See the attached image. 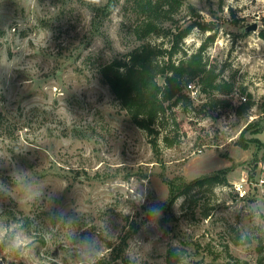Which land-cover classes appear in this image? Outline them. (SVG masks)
Wrapping results in <instances>:
<instances>
[{"label": "rangeland", "instance_id": "374dc122", "mask_svg": "<svg viewBox=\"0 0 264 264\" xmlns=\"http://www.w3.org/2000/svg\"><path fill=\"white\" fill-rule=\"evenodd\" d=\"M179 1L165 47L176 25L213 23L183 47L215 34L206 58L233 89L191 85L196 109L156 152L99 71L139 42L129 0H0V264H167L169 248L264 264V0Z\"/></svg>", "mask_w": 264, "mask_h": 264}, {"label": "trees", "instance_id": "16d2710c", "mask_svg": "<svg viewBox=\"0 0 264 264\" xmlns=\"http://www.w3.org/2000/svg\"><path fill=\"white\" fill-rule=\"evenodd\" d=\"M129 3V11L133 15L131 34L139 42L126 53L101 62L99 71L133 123L152 136L157 152V141L163 130L167 146L176 142L180 129L179 111L196 109L188 91L191 85L197 84L212 99H220L218 94L230 92L233 83L222 79L221 71L206 58V48L215 34L208 35L196 50L187 51L183 47L186 36L194 27L212 30L215 27L213 23L195 20L182 27L176 25L170 45L165 47L161 39L165 34L164 21L172 18L181 1L129 0ZM220 180L219 175H211L186 183L178 195L189 192L195 184H214ZM140 224V221L132 222V229L126 231L118 248L127 243ZM109 247L114 254L117 248L112 243ZM119 256L120 253L113 258ZM179 258L175 248L168 249L167 264H179ZM105 263L106 260H101L97 264Z\"/></svg>", "mask_w": 264, "mask_h": 264}, {"label": "water", "instance_id": "95a60500", "mask_svg": "<svg viewBox=\"0 0 264 264\" xmlns=\"http://www.w3.org/2000/svg\"><path fill=\"white\" fill-rule=\"evenodd\" d=\"M255 28H257V24H254L251 27H249V29H255Z\"/></svg>", "mask_w": 264, "mask_h": 264}]
</instances>
